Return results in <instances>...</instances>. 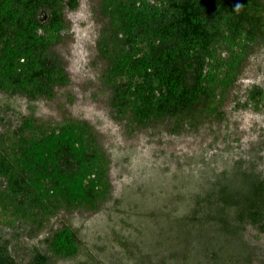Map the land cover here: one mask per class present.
I'll list each match as a JSON object with an SVG mask.
<instances>
[{
    "label": "trees",
    "instance_id": "obj_1",
    "mask_svg": "<svg viewBox=\"0 0 264 264\" xmlns=\"http://www.w3.org/2000/svg\"><path fill=\"white\" fill-rule=\"evenodd\" d=\"M78 3L0 0L1 92L30 100L52 98L55 86L69 82L48 50L68 27L65 8L75 9ZM100 11L107 19L98 48L107 62L110 103L117 118L138 127L167 120L177 132L222 119L225 96L243 60L258 42L264 43V0H101ZM247 97L258 108L264 90L253 85ZM109 166L87 121L21 117L0 131V225H25L32 233L61 211L98 210L111 195ZM202 184L186 193V246L193 235L216 237L224 247L236 244L239 252L231 264H249L254 250L243 231L251 226L264 233V179L239 164L212 173ZM216 240L202 246L204 257L208 253L213 262L219 259ZM44 242L46 253L36 249L34 264L71 259L80 251L76 231L67 224ZM0 264H19L7 243H0Z\"/></svg>",
    "mask_w": 264,
    "mask_h": 264
},
{
    "label": "rangeland",
    "instance_id": "obj_2",
    "mask_svg": "<svg viewBox=\"0 0 264 264\" xmlns=\"http://www.w3.org/2000/svg\"><path fill=\"white\" fill-rule=\"evenodd\" d=\"M100 2L79 0L77 8H65L68 27L48 50L69 82L55 86L52 98L30 100L0 91V131L27 115L40 121H87L109 157L110 198L96 211H61L37 232L25 225H0V243L8 244L19 264H34L36 249L46 253L44 239L67 224L76 231L80 251L71 259L50 258L48 264H197V256L202 264H231L239 252L235 243L224 247L216 237L193 235L186 246V193L198 191L212 173L239 164L264 179V99L256 108L247 97L253 85L264 90V43L258 42L243 60L225 96L222 119L177 132L167 120L138 127L117 118L110 103L107 62L98 48L107 27ZM198 215L206 217L203 210ZM207 239L220 245L216 262L208 253L204 257ZM243 239L254 250L249 264H264V233L247 226Z\"/></svg>",
    "mask_w": 264,
    "mask_h": 264
},
{
    "label": "clouds",
    "instance_id": "obj_3",
    "mask_svg": "<svg viewBox=\"0 0 264 264\" xmlns=\"http://www.w3.org/2000/svg\"><path fill=\"white\" fill-rule=\"evenodd\" d=\"M239 9V6H237V10Z\"/></svg>",
    "mask_w": 264,
    "mask_h": 264
}]
</instances>
